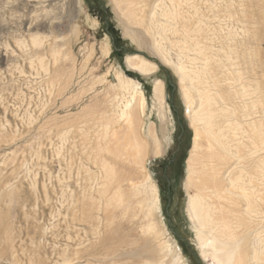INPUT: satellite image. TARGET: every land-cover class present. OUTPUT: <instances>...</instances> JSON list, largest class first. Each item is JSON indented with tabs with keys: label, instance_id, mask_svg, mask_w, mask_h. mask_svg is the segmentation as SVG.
<instances>
[{
	"label": "rangeland",
	"instance_id": "obj_1",
	"mask_svg": "<svg viewBox=\"0 0 264 264\" xmlns=\"http://www.w3.org/2000/svg\"><path fill=\"white\" fill-rule=\"evenodd\" d=\"M77 1L60 0L50 11L52 35L63 36L54 53L52 36L40 52L27 37L22 49L12 37L0 35V264H154L150 252L173 264L177 251L186 264H216L207 247L206 257L201 254L185 210L193 128L179 75L156 53L153 41H160L166 57L176 62L174 43L183 40L184 26L189 38L219 59L225 31L255 32L253 45L264 60V0H144L139 24L130 23L114 0ZM8 13L0 9V18L9 19ZM22 50L37 53L26 57ZM126 54L156 63L155 72L129 70ZM181 57L189 68L199 66L197 59ZM118 72L139 81L146 97L140 134L144 138L153 124L164 149L151 156L153 144L147 142L145 169L126 161L115 164L130 172L132 182L145 183L149 175L156 183L160 209L146 219L136 201L143 192L131 195L128 181L118 183L121 203L109 199L117 182H108L102 167L113 162L107 150L128 132L118 119L121 105L108 104L113 96L122 97ZM157 78L165 87L162 109L152 96ZM130 199L131 211L124 212L122 204ZM147 219L152 232L146 230ZM260 229L264 242V220ZM137 248L139 253L131 254Z\"/></svg>",
	"mask_w": 264,
	"mask_h": 264
},
{
	"label": "bare ground",
	"instance_id": "obj_2",
	"mask_svg": "<svg viewBox=\"0 0 264 264\" xmlns=\"http://www.w3.org/2000/svg\"><path fill=\"white\" fill-rule=\"evenodd\" d=\"M59 1L0 0V9L9 11V19L0 18V35L12 37L22 49L26 47L27 37L31 46L40 52L52 36L56 41L49 48L54 53L58 38L63 36H60L62 33L52 35L49 14ZM114 1L130 23L139 24L137 12L142 11L144 0ZM76 2L78 4L79 1ZM153 15L154 12H151L152 18ZM183 30L180 33L184 36L183 40L174 43L179 50L176 62L166 57L160 41L154 39L153 46L161 59L171 64L179 75L187 115L193 128L184 180L188 194L187 216L196 229L203 257H206L207 247L216 264H264V242L258 235V232L262 234L258 224L264 220V60L259 59L258 49L253 45L256 34L248 31L240 34L228 29L223 38L225 50L219 59H215L212 53L203 49L205 46H199V40L187 36L189 28L183 26ZM172 31L176 30L172 28ZM189 40L193 41L190 45L186 43ZM198 47L196 55L199 58L190 57L188 52ZM36 53L33 51L31 55L22 50V55L26 57ZM181 56L190 61L197 59L195 62L199 66L189 68ZM124 63L129 70L140 75H150L157 68L156 63L138 54H126ZM125 74H116V87L122 97L115 95L111 98L114 102L109 100L108 104L111 107L115 104L116 108L121 105L118 119L127 123L128 132L116 140L115 147L107 150L113 162H104L102 167L107 181L117 182L109 199L116 204L121 203L123 191L118 183L128 181L131 195L138 196L143 192L136 201L146 219L154 209H160L156 183L149 175L145 183L132 182L135 178L129 177L130 172L115 164L126 161L145 169L147 154L150 152L151 156H159L164 149L153 124L147 128L145 137L141 136L139 120L145 112L146 97L139 81L130 77L129 72ZM152 96L162 109L165 87L159 78L153 83ZM147 142L153 144L149 152ZM130 208L131 199L122 204L124 212L131 211ZM146 222V230L152 232L153 222L148 219ZM167 247L169 252L171 246ZM137 250H132L131 254H138ZM148 255L154 264H169L159 252ZM173 257V264H186L179 251Z\"/></svg>",
	"mask_w": 264,
	"mask_h": 264
},
{
	"label": "water",
	"instance_id": "obj_3",
	"mask_svg": "<svg viewBox=\"0 0 264 264\" xmlns=\"http://www.w3.org/2000/svg\"><path fill=\"white\" fill-rule=\"evenodd\" d=\"M128 73V72H127Z\"/></svg>",
	"mask_w": 264,
	"mask_h": 264
}]
</instances>
